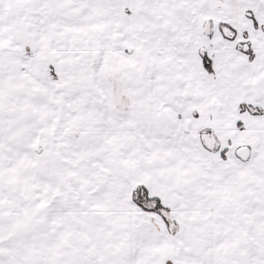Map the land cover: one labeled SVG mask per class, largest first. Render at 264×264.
Listing matches in <instances>:
<instances>
[{"label":"snow or ice","instance_id":"obj_1","mask_svg":"<svg viewBox=\"0 0 264 264\" xmlns=\"http://www.w3.org/2000/svg\"><path fill=\"white\" fill-rule=\"evenodd\" d=\"M0 264H264V0H0Z\"/></svg>","mask_w":264,"mask_h":264}]
</instances>
